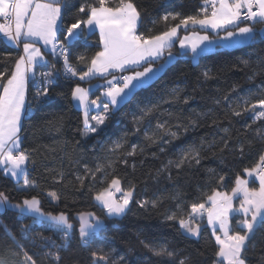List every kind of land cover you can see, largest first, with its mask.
<instances>
[{"label":"trees","instance_id":"1","mask_svg":"<svg viewBox=\"0 0 264 264\" xmlns=\"http://www.w3.org/2000/svg\"><path fill=\"white\" fill-rule=\"evenodd\" d=\"M87 2L94 3L95 0ZM134 2L142 13L138 32L145 34H158L166 30L167 25L160 20L164 14L178 12L181 15H193L203 4V0ZM66 3L68 7L63 14L65 26L83 15L77 9L85 0H66ZM154 20L157 23L154 24ZM254 27L259 31L264 24L257 23ZM193 30L192 27L181 28L179 36ZM65 34L58 32L57 37L63 39ZM98 42L99 35L94 31L84 32L75 40L70 46L73 66L84 70L83 62L76 57L83 54L90 59L100 50ZM176 51L177 42L171 48V52ZM20 54L21 47L16 48L0 38V71L12 69L14 60ZM45 54L47 60L50 59L51 52ZM243 61H248V64L245 65ZM205 71L210 72L211 79L203 77ZM76 83L84 84L76 78L57 77L50 86L48 100L40 103L35 100L32 88L28 87L26 109L30 110L23 116L20 136L22 148L27 149L35 161L29 165L28 178L36 187L22 189L19 185L21 181L12 180L0 170V191L8 194L14 202L38 196L45 212L68 214L77 231L69 246L61 250L60 264H92L90 253L96 250L110 254L111 261L119 262L120 257H124L120 264H177L184 257H188L189 264H213L217 245L206 220L202 222L200 236L193 238L181 230L178 223L167 220L166 216L177 212V205L186 213L191 203L204 202L213 189L230 192L235 176L238 173L245 176L243 169L253 167L264 153V139L257 134L258 129L264 133V121L253 123L251 113L236 117L231 111L237 103L243 106L245 99L255 102L262 97L264 40L257 37L255 42L209 51L200 54L195 60L188 54L177 55L157 78L145 88L137 90L128 102L112 112L101 126L102 131L87 136L84 135L82 110L74 105L71 97V89ZM174 89L178 90V98L173 95ZM226 95L229 96L228 100L224 99ZM185 98L188 99L187 103H184ZM151 105L158 107L150 116L136 123L134 117L141 116L140 110ZM190 121H195V125ZM158 123H166L171 131L178 132L179 138L172 140L171 137L163 136L157 137L156 143L149 142L145 132L149 135L156 132ZM224 129H228L227 134ZM122 139L126 141L124 149L117 154L111 153L109 149L113 142ZM225 139H228L227 148H224ZM240 144L244 145L243 154L238 150ZM133 145L137 146V154L126 155ZM190 146L199 149L200 163H185L177 168L175 162L182 150ZM108 160L115 162L114 171L107 169L111 173L108 180L115 175L121 178L125 188L129 183L135 184L134 200L130 210L123 216L106 217L105 228L88 244H82L76 214L95 210L105 217L93 196L106 184L100 183L102 174L98 173L95 181L87 179L81 188L76 175L84 174L85 164L95 168L97 163ZM125 160L127 163L123 162ZM169 161L173 163L170 165ZM210 169L214 171L210 172ZM58 173L64 174L61 183L53 179ZM220 176L225 177L222 183L219 182ZM48 191H56L61 197L60 201H51L47 196ZM143 200H156L157 206L149 204L140 207V212L135 209L139 205L135 201ZM30 222L29 215L21 219L15 210L0 212V224L7 225L39 260L50 249L38 238L34 242L22 239L20 225ZM38 233L56 240L57 244L61 242L60 236L47 226L34 225L32 235ZM142 240L167 245L176 251V260L153 256L143 247ZM14 248L15 245L4 238L3 230L0 229V256L7 257L10 262L17 260L10 252ZM246 256L248 264H264V226L256 231L249 242ZM43 264H49V261L45 260Z\"/></svg>","mask_w":264,"mask_h":264},{"label":"snow or ice","instance_id":"2","mask_svg":"<svg viewBox=\"0 0 264 264\" xmlns=\"http://www.w3.org/2000/svg\"><path fill=\"white\" fill-rule=\"evenodd\" d=\"M67 7L66 0H0V21H2L0 38L16 48L22 45V53L14 60L12 69L0 71V170L5 176H10L17 182L22 180L21 188L25 190L36 187V184L28 178L29 165L34 164L35 161L31 153L22 148L20 136L23 116L30 110L25 107L28 83L31 79L36 88L35 100L38 103L46 102L50 96V86L58 74L55 64L49 66L38 44L49 48L53 57L63 60V71L66 76L81 82H90L97 77L104 79L103 85L89 83L88 87H82L80 83H76L71 89L72 100L83 111L82 123L84 135L87 136L89 133L102 131L101 126L115 109L128 102L137 90L145 88L165 70L172 59L171 48L177 39L181 49L190 51L193 56L199 55L200 44L209 40V37L193 32L191 36L185 35L179 38L178 31L181 27L188 29L189 26H200L214 31L223 29L226 33L223 39L231 42L233 46L255 42L257 37L264 40V28L257 31L254 27L257 23L264 24V0H203L196 14L181 15L178 12L164 14L160 20L167 27L158 34L138 32V25L142 23V13L134 0H95L94 3L85 0V3L77 9V12L83 15L77 16L65 26L63 14ZM244 21L251 23L239 26ZM153 23L157 21L154 20ZM231 27H234L235 31L228 30ZM84 28L99 29L100 50L90 59L83 54L78 55L76 59L84 64V70H78L71 63L72 53L66 47V42L78 40L84 35ZM58 32L66 33L65 42L58 40ZM166 51L167 59H165ZM160 60L164 62L157 64ZM243 63L247 65L248 61ZM39 68H48V70L38 71ZM117 72L121 74L116 75ZM202 75L205 79L212 78L209 71H205ZM109 76L111 79L107 78ZM94 87L103 88V91L93 99L91 97ZM173 95L178 98V90L174 89ZM224 99L228 100L229 96L226 95ZM187 102L188 99L185 98L184 103ZM157 107L158 105H151L142 108L141 116L134 117V121L140 123ZM93 111H96L95 115H91ZM231 111L236 117L251 113L253 123L264 121V90L260 99L255 102L245 99L243 106L237 103ZM190 123L195 125V121ZM156 128L157 131L151 135L145 132V138L151 143H156L157 137L168 136L172 140L179 138L178 132L171 131L166 123H158ZM184 130L187 131V127ZM224 131L228 133V129ZM257 134L264 139V133L259 129ZM125 143L123 139L115 141L109 151L117 154L124 149ZM227 147L228 139H225L224 148ZM238 150L243 154L244 145L240 144ZM136 154L135 145L130 151H126L128 156ZM200 159L199 149L190 146L182 150L175 166L181 168L185 163L199 164ZM123 162L127 163L126 160ZM114 163L108 160L105 163H97L95 168H89L85 164L84 174L76 175V180L82 188L85 180L95 181L97 174H102L100 183L106 186L95 192L93 199L102 208L106 217H120L130 210L136 187L132 183L126 188L122 187L121 178L115 175L108 180L111 173L107 169L111 168L114 171ZM172 163L169 161L170 165ZM132 167L135 168V165ZM243 173L247 178H243L238 173L230 193L213 189L204 202L191 203L190 210L186 213L180 205H177L178 211L166 216L167 220L178 223L185 233L199 237L206 214L207 225L212 227V235L217 245L213 264H248L246 252L249 242L256 231L264 226V153L259 156L253 167L244 168ZM53 179L56 183H61L64 181V174L58 173ZM224 179V176H220L219 182L222 183ZM254 182H258V187L249 186ZM117 193L120 195L117 196ZM47 196L56 203L61 199L56 191H48ZM237 198H239L238 207L233 203ZM135 202L140 207L149 204L153 207L157 206L156 200ZM7 210H15L21 219L29 215L31 222L20 225L22 239L34 242L38 238L50 250L38 260L36 254L30 253L7 225L0 224L4 238L15 245L14 249H10L11 256L18 258L10 262L7 257L0 256V264H43L45 260L49 261V264H60L61 250L69 246L73 234L77 231L68 214L45 212L41 208L38 196L33 195L31 198L23 199L22 202L13 203L8 194L0 191V212ZM76 215L79 221V239L83 244H88L105 228L103 220L94 212H79ZM236 216L240 218L236 219ZM34 225L47 226L60 235L61 242L57 244L43 233L33 236ZM141 244L155 257L176 260V251L169 249L167 245H156L148 240H142ZM90 255L92 264H120L124 261V257H120L119 262L111 261L110 254L104 253L103 250L92 251ZM177 264H189L188 257L179 259Z\"/></svg>","mask_w":264,"mask_h":264},{"label":"crops","instance_id":"3","mask_svg":"<svg viewBox=\"0 0 264 264\" xmlns=\"http://www.w3.org/2000/svg\"><path fill=\"white\" fill-rule=\"evenodd\" d=\"M245 24H249L248 22H242L240 23L239 26H245ZM189 27H192V26H189ZM183 28V27H181ZM194 30L193 31H190L182 36H179V31H178V36L179 38H183L185 35L187 36H191L193 32H197L199 35L203 36V35H207L209 37V40L207 41H204L203 43L200 44V49H199V55L200 54H203V53H207L209 51H213V50H216V49H220V48H231L233 47V45L231 44V42L227 41V40H224L223 37L225 36V30L221 29V30H212L210 28L208 29H203L201 28L200 26H195V27H192ZM84 32H87V33H91L92 31L94 32H97L98 35H99V29L98 28H93L91 30L87 29V28H84L83 29ZM228 30H232V31H235V28L234 27H231L229 28ZM58 35V33H57ZM177 42V51L176 53L172 52V60H174L176 58L177 55H184V54H187L189 53V56L192 58V60H195L197 59V57L199 55H196V56H193V54L190 52V51H187L185 49H181L179 47V39L176 40ZM242 45V44H240ZM235 46H238V45H235ZM38 47L41 48V51L45 54V52H50L49 48H45L42 44H38ZM21 50H22V45H21ZM167 52V51H166ZM165 52V59H167V53ZM22 53V52H21ZM45 58L47 60V56L45 54ZM164 61H162L161 63H163ZM121 73L117 72L116 75H120ZM128 74V73H126ZM108 79H111V77H107ZM104 79L100 78V77H97V78H94L92 79L90 82H84L83 85H81L82 87H88L89 86V83H91L92 85H103L104 84ZM96 94L92 95L91 98H95L96 96L100 95V93L103 91V88H99V87H94L93 88V92L96 91ZM74 102V101H73ZM27 105V103H26ZM74 105L76 106L75 102H74ZM77 107V106H76ZM79 108V107H77ZM82 110V109H81ZM93 112H96V111H93ZM92 112V113H93ZM82 114H83V111H82ZM96 114V113H95ZM94 114V115H95ZM10 177V176H9ZM11 178V177H10ZM255 186V187H258V182H254V183H250V186ZM207 223V221H206Z\"/></svg>","mask_w":264,"mask_h":264},{"label":"built area","instance_id":"4","mask_svg":"<svg viewBox=\"0 0 264 264\" xmlns=\"http://www.w3.org/2000/svg\"><path fill=\"white\" fill-rule=\"evenodd\" d=\"M0 22H2V21H0ZM244 22H248V21H244ZM249 24L251 23V22H248ZM66 35V34H65ZM65 35H64V38L63 39H59L58 37V40L60 41V42H65ZM75 41H71V42H66V47L68 48V50L70 51V46L72 45V43H74ZM51 57H50V59H48L47 61H48V64H49V66H51L52 64H55V66H56V71H57V75L54 77V79H56L57 77H65L66 75L64 74V71H63V60L62 59H57V58H55V57H53V55L51 54L50 55ZM48 70V68H39L38 69V71H47ZM125 74V73H124ZM31 87L32 88V90H33V92H34V96H35V92H36V88L33 86V82H32V80L30 79L29 80V83H28V87ZM58 234V233H57ZM59 235V234H58ZM60 236V235H59ZM60 238V237H59ZM80 240V239H79ZM53 241H55L56 243H57V241L56 240H53ZM60 241H61V239H60ZM81 242V241H80ZM82 243V242H81ZM83 244V243H82Z\"/></svg>","mask_w":264,"mask_h":264},{"label":"rangeland","instance_id":"5","mask_svg":"<svg viewBox=\"0 0 264 264\" xmlns=\"http://www.w3.org/2000/svg\"><path fill=\"white\" fill-rule=\"evenodd\" d=\"M262 28H264V27H262ZM261 28V29H262ZM21 52H22V50H21ZM188 55H189V53H187ZM187 54H185V55H187ZM27 96V95H26ZM26 103H27V101H26ZM25 107H26V105H25ZM23 120V119H22ZM243 178H247V176H246V174H245V176H242ZM12 179V178H11ZM13 180V179H12ZM23 183V181L21 180V183H19V185L21 186V184ZM250 186V185H249ZM123 187V186H122ZM250 187H255L254 185L253 186H250ZM231 192V191H230ZM229 192V193H230ZM117 196H119L120 194L119 193H117L116 194ZM31 198V197H30ZM23 200H21V201H12L13 203H18V202H22ZM233 203H234V205L235 206H237L238 207V205H239V198H237V199H235L234 201H233ZM209 206H210V202H209ZM100 207V206H99ZM101 208V207H100ZM102 209V208H101ZM135 209H137V210H139L140 212H142V208H140V206L138 205L137 207H135ZM83 212H94V213H96V215L97 216H99L102 220H103V222H104V225H105V223H106V216L105 217H103V216H101L98 212H96L95 210L94 211H83ZM54 214V213H53ZM121 217V216H120ZM76 218H77V215H76ZM110 218H119V217H110ZM238 219L240 218V217H237ZM78 220V219H77ZM204 220H206L207 221V216H206V214H205V217H204ZM72 223H74V222H72ZM207 224V223H206ZM208 227H210V230H211V232H212V227L211 226H208ZM78 228H79V221H78ZM187 234V233H186ZM189 235V234H188ZM189 236H191V235H189ZM191 237H193V236H191ZM193 238H195V237H193ZM213 238L215 239V237L213 236Z\"/></svg>","mask_w":264,"mask_h":264}]
</instances>
